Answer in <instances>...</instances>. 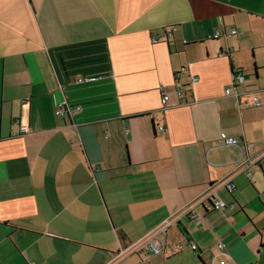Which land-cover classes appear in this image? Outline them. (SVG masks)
I'll list each match as a JSON object with an SVG mask.
<instances>
[{"label":"crops","instance_id":"1","mask_svg":"<svg viewBox=\"0 0 264 264\" xmlns=\"http://www.w3.org/2000/svg\"><path fill=\"white\" fill-rule=\"evenodd\" d=\"M263 59L264 0H0V264H264V158L220 141L264 149ZM170 219L164 255L132 251Z\"/></svg>","mask_w":264,"mask_h":264},{"label":"built area","instance_id":"2","mask_svg":"<svg viewBox=\"0 0 264 264\" xmlns=\"http://www.w3.org/2000/svg\"><path fill=\"white\" fill-rule=\"evenodd\" d=\"M175 31L174 26H169L165 27L163 29V37L165 39H169L173 36V33ZM231 34H235V29L230 30ZM221 35V33L217 30L215 31L210 38H218ZM158 37L153 36L152 41L156 42L158 41ZM186 70L185 67H182L180 69V72H184ZM177 77V73H176ZM244 73L242 70H234L232 72V84L233 88L227 87L224 90V93L227 95H231L236 99L238 107H259L263 105V102L254 94V91L252 90H247L245 92H241L237 89L239 85H242L244 83ZM197 80V77L193 76L190 79V82H195ZM176 94L178 96H181L182 91L181 87L179 85V82H176ZM248 94L249 98L244 99L242 98L243 95ZM160 110L165 111L169 106V96L167 93H164L161 96L160 99ZM70 109L66 107L63 104H59L57 109H56V114L57 115H63L66 112H69ZM152 117L157 116V111H153L150 113ZM159 131L166 132V127L164 125H158L157 126ZM220 141L222 145L225 146H236L239 147L240 149V157L238 160V171L239 172H245L247 175L250 174L249 169L258 164L263 158H264V149L261 151H258L257 153H254L252 151L253 145L251 143H246L243 142V139L241 137H236V136H228L224 133L220 134ZM221 186L225 188L227 191H231L233 187V183L231 178L225 179L223 181H220L219 183H213L210 184L211 192L207 196V199L210 201L211 205L209 206V209L214 210V209H222L226 207V204L224 201L221 199L217 198L216 196V187ZM232 206V205H231ZM194 207H189L185 213L190 216L192 220L195 222H200V220L203 218L202 213L194 211ZM176 220L170 219L165 221L162 225L158 226L156 229H154L151 233H149L143 240L133 244L131 246V249L133 252L138 251L139 249L145 247L147 251L151 254H162L166 252V232L170 226H172ZM160 236V237H159ZM188 246L192 250L197 249V245L188 240H184L179 244V248H183V246ZM177 251L174 249L169 250V255H174ZM222 256L219 260V264H224L227 259L230 258V254L228 253L226 249V245L223 242L217 243V252L215 253L212 263L217 258L218 256Z\"/></svg>","mask_w":264,"mask_h":264},{"label":"rangeland","instance_id":"3","mask_svg":"<svg viewBox=\"0 0 264 264\" xmlns=\"http://www.w3.org/2000/svg\"><path fill=\"white\" fill-rule=\"evenodd\" d=\"M258 68V79L257 81H255V85L257 86H264V59L263 60H259L258 65H256ZM246 80H252L253 81V75H249V77L246 78Z\"/></svg>","mask_w":264,"mask_h":264},{"label":"trees","instance_id":"4","mask_svg":"<svg viewBox=\"0 0 264 264\" xmlns=\"http://www.w3.org/2000/svg\"><path fill=\"white\" fill-rule=\"evenodd\" d=\"M185 85H181V91H183L184 93H186L187 92V90L185 89Z\"/></svg>","mask_w":264,"mask_h":264}]
</instances>
